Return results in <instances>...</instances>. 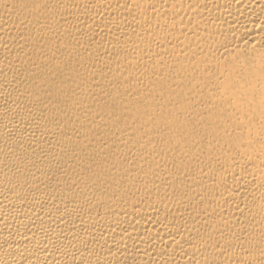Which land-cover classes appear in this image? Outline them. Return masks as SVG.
I'll return each mask as SVG.
<instances>
[{
    "label": "rangeland",
    "instance_id": "374dc122",
    "mask_svg": "<svg viewBox=\"0 0 264 264\" xmlns=\"http://www.w3.org/2000/svg\"><path fill=\"white\" fill-rule=\"evenodd\" d=\"M72 1L3 3L9 15L2 28L14 43L6 50L18 51L5 61L22 63L11 74L14 87L29 94L15 111L53 132L34 140L0 139V155L10 159L0 175L8 173L18 184L11 196L28 205L51 196L78 205L83 213L98 204V220L118 213L117 207L132 214L143 228L126 245L128 256L114 264H226L230 258L264 264V226L253 224L259 204L247 200L249 210H233L230 186L217 179L237 171L228 164L244 142L229 107L219 104L223 97L236 104L239 97L217 87L221 78L213 69L234 64L232 53L217 46L227 38L214 31L210 18L194 12L191 2L145 0L146 6L139 5L141 17L132 14L106 34L92 29L104 22L97 15L78 25L63 14ZM117 1L126 4L127 16L129 6L142 0ZM30 5L39 13L28 12ZM109 17L105 22L112 21ZM157 17L162 24L136 34L138 44L150 41L148 53H119L125 33L149 28L146 24ZM58 23L65 27L55 29ZM98 40L112 47L105 49ZM249 63L245 58L241 66ZM127 64L137 67L124 68ZM252 83L259 84L244 73L230 86L256 98ZM218 203H224L220 210ZM157 209L178 237L137 247V238L164 235L159 225L146 220L148 211ZM184 233L197 235L198 242H184L179 237ZM174 247L175 255L164 254ZM196 249L200 253L194 254Z\"/></svg>",
    "mask_w": 264,
    "mask_h": 264
},
{
    "label": "bare ground",
    "instance_id": "6f19581e",
    "mask_svg": "<svg viewBox=\"0 0 264 264\" xmlns=\"http://www.w3.org/2000/svg\"><path fill=\"white\" fill-rule=\"evenodd\" d=\"M5 1L0 0L1 29L9 15L3 6ZM182 1L191 2L194 12H201L210 18L214 31L227 38L226 41L219 42L217 46L224 52L232 53L234 64L226 67L228 70L222 66L217 67L216 64L213 69L215 75L221 78V85L217 87L220 86L223 91L227 88L228 92L232 95L237 94L239 97V102L236 104H232V101L227 100L226 97H223L224 99L221 97L219 104L229 107V115L231 113V118L239 124L244 142L239 144L237 154L228 164L229 167H236L237 171L217 179L218 182H225L230 186L231 198L228 204L233 210L246 212L253 203L259 204V207L253 211V224L258 227L264 226V86L262 87V81L264 83V0H175L177 5ZM139 5L146 6L147 2L142 0L140 4H134L135 7L129 6L128 10L131 13L126 16L124 14L127 9L126 4L117 0H75L69 8L63 10V14L75 20L78 25H84L92 16L97 15L104 22L92 24V29L107 34L115 32L118 27L126 24L132 14L138 12L141 17L143 8ZM89 6L94 7L93 12L86 8ZM19 8L15 9L16 12L21 11ZM27 8L32 15L38 11L35 6L30 5ZM111 14H113L112 17ZM108 16L112 18V21L109 22L108 18V22H105L104 19ZM159 24H162V19L150 20L146 24L149 28L139 27L132 30L133 33H125L121 51L118 49L119 53L135 49L148 53L151 49L150 41L140 45L137 43L136 34L142 35L145 30L154 29ZM64 27V23H58L55 29L61 30ZM78 33H83V30L80 29ZM2 34L3 37L0 40V47L3 50L0 51V139L24 141L34 140L45 132L53 134L45 127L42 129L39 120H28L15 111L21 103L28 100L29 94L21 93L14 87L15 76L11 73H15L18 68L22 69L23 66L21 62L14 64L10 63L11 60L5 61L7 57L13 58L18 51L11 53L6 50L12 34L5 29L2 30ZM97 44H101L105 49L112 47L111 42L103 43L98 40ZM245 58L250 59L246 67L241 66ZM128 66L136 68L137 64H127L124 68ZM242 68L243 70L240 71ZM244 73L247 76H254L259 84L261 83V85L252 83L250 86V91L256 98L247 97L246 93L244 95L235 86H230L232 80H238ZM229 79H231L230 83ZM222 89L219 93H222ZM9 162L10 159L7 156L0 155V172L1 168ZM8 177V173L0 175V264H114L117 260L128 256L130 251L126 245L143 228V222L130 213H121L122 210L119 207L116 208L118 213L105 215L98 220L100 209L98 204L83 213L78 205L58 202L51 196H39L37 198L39 203L28 205L21 198L11 196L18 184ZM170 205L169 203L167 206ZM217 205L220 210L224 203ZM159 212V209L148 211L146 220L150 224L159 225L164 230V235L160 239L137 238L135 243L139 245L137 247H150L178 237L179 233L162 215H159ZM185 233L179 235L184 242H198V237H195L197 235ZM101 247L104 249L101 250ZM198 250L196 249L197 252L195 251L194 254L200 253ZM176 252L178 251L174 247L164 254L172 257ZM226 264H240V262L238 258H230Z\"/></svg>",
    "mask_w": 264,
    "mask_h": 264
}]
</instances>
